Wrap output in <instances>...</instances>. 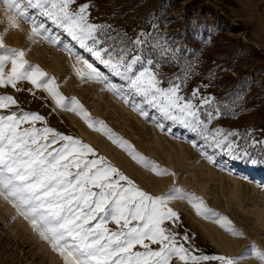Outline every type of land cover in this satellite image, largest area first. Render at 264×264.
Here are the masks:
<instances>
[{"label": "rangeland", "instance_id": "obj_1", "mask_svg": "<svg viewBox=\"0 0 264 264\" xmlns=\"http://www.w3.org/2000/svg\"><path fill=\"white\" fill-rule=\"evenodd\" d=\"M84 2L86 0H78V3ZM91 2L95 7L91 9L90 22L110 26L106 34H97L102 40L99 47L109 51L117 49L114 53L117 57L122 54L119 49L123 48L129 54L128 59L139 55L145 61H153L150 49H156L161 43L168 53L182 54L189 49L191 61L211 58L212 65H219V70L213 71L215 68L212 66L209 68L213 69L212 75L202 83V89L194 86L188 95L183 90L180 94L200 108V118L208 124L207 134L218 128L224 129L225 134L238 133L229 137L238 146L237 152L246 150L256 159L264 156V112L257 114L253 110L255 102H259L257 100L263 99L264 102V0ZM4 10L0 0V32L7 28ZM30 13L35 14L36 10L32 9ZM37 20L44 22L59 42L53 43L42 36L29 39L32 25L21 20L20 28L8 30L5 46L25 52L24 58L28 63L39 66L47 77H54L61 94L68 101L73 98L79 101L92 121H102L136 153L175 175H157L144 167L103 131L89 127L77 111L58 107L47 91L34 88L28 81L19 82L18 87L31 89L35 95L29 91L18 92L10 86L0 88V94L12 95L24 111L45 116L48 126L89 144L97 156L106 158L149 194L163 195L173 186H178L202 198L211 210L207 216L198 215L188 199H175L168 205L179 214L181 227L177 231L181 237L189 236V241L184 243L186 247L189 244L194 246L193 254L238 257L252 244L264 250V163L254 165L244 159H233L227 154L226 146L223 151L215 148L212 141L206 140L199 132L164 119L156 109L144 105L149 113L145 118L133 109L131 102L125 103L120 96L107 90L105 84L81 79L76 69L83 65L78 63L77 56L94 63L106 75L110 74L63 29L57 28L46 17L37 16ZM137 40L141 41L139 46L135 44ZM136 67L139 69L141 65ZM10 68L11 64L6 71ZM218 74L219 83L215 79ZM110 78L112 83H125L119 77ZM162 86L167 87L168 84ZM245 87L246 92L241 96L239 91L224 97L220 94L223 88L235 90ZM197 88L199 95L193 98L192 93ZM252 88L259 93L251 94ZM203 97H212L216 107L223 98H227L228 103L239 99L253 102V105L250 112L238 121H222L221 112L209 123L206 113L212 111L215 115V111L213 106L202 104ZM140 100L138 96L131 97V101L136 103ZM7 112V109H0V114ZM160 124H163V130ZM37 126L42 125L38 123ZM205 152L213 157L215 163L206 158ZM249 168L253 171L248 172ZM218 217L226 218L244 235H232L225 224L218 222ZM170 224L166 222V225ZM0 264H65L64 258L2 196ZM173 264L182 262L174 260ZM202 264L220 262L211 260ZM240 264L261 262L249 254Z\"/></svg>", "mask_w": 264, "mask_h": 264}, {"label": "snow or ice", "instance_id": "obj_2", "mask_svg": "<svg viewBox=\"0 0 264 264\" xmlns=\"http://www.w3.org/2000/svg\"><path fill=\"white\" fill-rule=\"evenodd\" d=\"M2 2L7 28L0 32V88L10 86L18 92H32L18 87L19 82L28 81L34 88L47 91L58 107L77 111L89 127L103 131L144 167L157 175H175L136 153L102 121H92L79 101L75 98L68 101L61 94L54 77H47L39 66L28 63L25 52L5 46L8 30L20 28L21 20L32 25L29 39L42 36L53 43L59 42L44 22L37 20V16L46 17L95 57L110 74L106 75L94 63L77 56L78 63L83 65L76 69L81 79L105 84L107 90L120 96L125 103L131 102L133 109L145 118L149 113L144 105L156 109L164 119L199 132L206 140H211L215 148L223 151L226 146L227 154L233 159H244L254 165L264 163V156L256 159L246 150L236 151L238 146L229 137L238 133L225 134L224 129L218 128L207 134L208 124L200 118V108L180 94L181 83L169 80L167 87L162 86L164 81L152 60L145 61L139 55L128 59L129 54L123 48L119 49L122 54L117 57L114 55L117 49L109 51L99 47L102 40L97 34H106L110 26L90 22L91 9L95 7L91 0L84 3L78 0ZM32 9L36 10L35 14L30 13ZM140 43V40L135 41L137 46ZM9 64L11 68L6 71ZM138 64L141 65L139 69ZM110 77H119L125 83H112ZM177 79L186 81L187 73ZM198 95L199 88L193 91L192 97ZM134 96L141 98L139 103L131 101ZM202 104L214 107L215 115L212 111L206 113L209 123L221 115L212 97H203ZM0 109L8 110L0 114V196L31 223L64 258L65 264H173L174 260L182 264H202L211 260L220 264H240L249 254L264 264V250L255 244L238 257L193 254L194 246L186 247L184 243L189 241V236L181 237L177 231L181 227L179 214L168 205L175 199H188L198 215L207 216L211 210L202 198L178 186L163 195H151L106 158L97 156L89 144L48 126L45 116L24 111L12 95L0 94ZM38 123L42 126H37ZM96 124L100 127L96 128ZM159 127L163 130L164 126L160 124ZM204 155L215 163L213 157L206 152ZM166 222L171 224L166 225ZM218 222L225 224L232 235H244L226 218L218 217Z\"/></svg>", "mask_w": 264, "mask_h": 264}, {"label": "trees", "instance_id": "obj_3", "mask_svg": "<svg viewBox=\"0 0 264 264\" xmlns=\"http://www.w3.org/2000/svg\"><path fill=\"white\" fill-rule=\"evenodd\" d=\"M166 49L167 48L161 46V43L157 44L156 49H150V52L153 54V67L161 74V78L164 81L163 84H168L169 80H173L176 83H181V90H183V92H185V94L187 95L194 86H198L201 89L203 88L202 83L206 82L212 75L213 69H209L211 66L215 68L213 71L219 70V65H212L211 58H204L203 60H201V58H198L197 62L191 61L189 49H187V52H184L182 54L168 53ZM185 73H187L186 81L181 82V80L177 79V77L183 78L185 76ZM215 79H217V82L219 83V74L215 77ZM246 89V87L244 89L235 88V90L223 88L220 94L224 97V95L227 96L231 92L239 91L238 94L240 95L244 94L246 92ZM258 93L259 92L256 88H252L251 94ZM256 99H259L258 96ZM257 101L259 102H255L257 104L256 106H254L253 110L257 114L263 113V99ZM252 103L253 102L239 99L231 100V102L229 103L227 101V98L219 100V108L222 112V121H238L245 114H247V112H250ZM229 109H231V111H229Z\"/></svg>", "mask_w": 264, "mask_h": 264}, {"label": "bare ground", "instance_id": "obj_4", "mask_svg": "<svg viewBox=\"0 0 264 264\" xmlns=\"http://www.w3.org/2000/svg\"><path fill=\"white\" fill-rule=\"evenodd\" d=\"M247 170H248V172H252V171H253V169H252V168H249V169H247ZM248 172H247V173H248Z\"/></svg>", "mask_w": 264, "mask_h": 264}]
</instances>
